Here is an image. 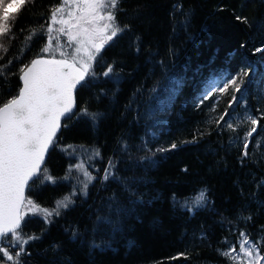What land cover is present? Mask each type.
<instances>
[{
	"label": "trees",
	"instance_id": "16d2710c",
	"mask_svg": "<svg viewBox=\"0 0 264 264\" xmlns=\"http://www.w3.org/2000/svg\"><path fill=\"white\" fill-rule=\"evenodd\" d=\"M60 3H29L15 20V39L0 40L8 49H0L7 66L0 102L18 93L20 69L45 46L51 10ZM115 15L128 27L102 51L95 80L76 93L75 112L87 108L99 119H64L43 168L55 183L41 177L27 192L42 208L70 195L74 203L52 223L42 213L25 218L23 233L39 238L25 246L22 264H246L221 253L232 246L239 253L240 233L264 241V0H120ZM109 63L116 75L105 78ZM214 77L216 87L236 77L241 91L205 95ZM249 115L257 125L245 120ZM252 127L257 131L246 139ZM110 160L117 179L104 181ZM85 169L96 177L87 195ZM128 178L136 180L135 204L120 184ZM201 191L206 203L189 211L185 205ZM114 194L127 210L112 215L115 231L97 225Z\"/></svg>",
	"mask_w": 264,
	"mask_h": 264
},
{
	"label": "snow or ice",
	"instance_id": "6c2138e0",
	"mask_svg": "<svg viewBox=\"0 0 264 264\" xmlns=\"http://www.w3.org/2000/svg\"><path fill=\"white\" fill-rule=\"evenodd\" d=\"M34 2L35 0H0V40L11 42L15 39L13 28L18 14L29 3ZM119 2L120 0H61L60 5L51 10L45 46L41 48L36 58L20 69L22 87L15 96L0 102V255L5 258V264L8 262L22 264L20 258L26 253L25 246L39 238L23 233V223L29 214L42 213L44 221L52 223L53 217L60 216L63 210L69 209L74 203L70 195L58 200L52 209L42 208L25 197L24 193L30 186V181L41 177L42 182L46 180L55 183L54 178L41 165L50 146L55 144L56 134L62 126L61 118L71 119L72 116L79 115L93 123L99 119L98 113H90L87 108L81 109L79 113L74 111V91L77 87H88L95 80L97 73L94 65L102 58V51L128 27L120 26L116 20L115 10ZM55 25L59 27H54ZM42 31L44 26L40 29H30L25 39L30 41ZM61 36L67 38L63 44ZM0 49L8 51L4 43H0ZM256 51L259 52L261 49ZM45 54L49 55L46 57ZM8 63L11 64L12 61ZM6 67L0 65V78H4L5 82ZM104 68L105 70L100 73L103 77L111 78L116 75L113 64H106ZM248 74L243 73L244 76ZM229 87L234 88L237 93L241 91L240 83L233 77L218 89L213 84L205 95L214 89L225 93ZM236 99L237 97L233 95L232 101ZM227 115L226 111L225 115L220 117V121H224ZM261 115L264 116V113ZM245 120L251 125L258 124V118L251 115ZM226 125L229 129H234L232 122L226 121ZM256 131L257 128L252 127L245 134V138L251 137ZM171 147L175 148L176 145L173 144ZM243 147L245 149L243 156L247 157L248 143H244ZM98 155V151L93 153V156ZM72 167L79 169L82 165ZM114 167L110 160L109 167L104 169L102 178L104 181L110 178L117 179L112 171ZM81 176V191L87 195L88 185L96 177L86 169ZM135 183V178L120 179L125 194L133 204L139 202L133 190ZM206 201V192L201 191L193 198L191 205L185 206L192 211ZM107 207L109 215H98L97 225L103 224L114 231L118 230V222L112 219V215L119 216L127 210L120 207L115 194L109 199ZM66 231L73 240L79 238L78 230L69 228ZM240 236L243 239L239 244V253L236 252L235 246H232L221 254L234 262H239L243 258L246 264H264V254L261 253L264 241L255 243L244 233H240ZM93 247L97 246L94 244Z\"/></svg>",
	"mask_w": 264,
	"mask_h": 264
},
{
	"label": "water",
	"instance_id": "95a60500",
	"mask_svg": "<svg viewBox=\"0 0 264 264\" xmlns=\"http://www.w3.org/2000/svg\"><path fill=\"white\" fill-rule=\"evenodd\" d=\"M46 57L48 56V55H45ZM37 56H35L34 58H36ZM33 58V59H34ZM57 58L59 59L60 57L59 56H57ZM22 82V81H21ZM22 87V86H21ZM79 89V87H77V89L74 91V98H75V105H74V111L76 110V108H77V97H76V93H77V90ZM64 119L65 118H61V128L58 130V132H57V134H56V137L59 135V133L62 131V128H63V121H64ZM56 137H55V139H56ZM51 147L52 146H50V148H49V150H48V152L45 154V158H44V162H43V164L41 165V167L42 168H44V166H45V164H46V161H47V159H48V156H49V153H50V150H51ZM33 181H30V184L32 183ZM28 188L29 187H27L26 189H25V193H24V195H25V197H27V191H28Z\"/></svg>",
	"mask_w": 264,
	"mask_h": 264
},
{
	"label": "rangeland",
	"instance_id": "374dc122",
	"mask_svg": "<svg viewBox=\"0 0 264 264\" xmlns=\"http://www.w3.org/2000/svg\"><path fill=\"white\" fill-rule=\"evenodd\" d=\"M60 5V4H59ZM54 27H59V25H55ZM64 38V41H62V44L66 41V37L61 36L60 39L62 40ZM220 88V86L216 87V89Z\"/></svg>",
	"mask_w": 264,
	"mask_h": 264
},
{
	"label": "bare ground",
	"instance_id": "6f19581e",
	"mask_svg": "<svg viewBox=\"0 0 264 264\" xmlns=\"http://www.w3.org/2000/svg\"><path fill=\"white\" fill-rule=\"evenodd\" d=\"M216 80H217V77H214V78L211 79L210 81L212 82V84H214Z\"/></svg>",
	"mask_w": 264,
	"mask_h": 264
}]
</instances>
